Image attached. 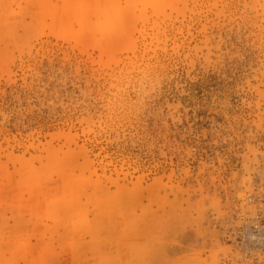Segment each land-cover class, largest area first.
<instances>
[{
  "label": "rangeland",
  "instance_id": "obj_1",
  "mask_svg": "<svg viewBox=\"0 0 264 264\" xmlns=\"http://www.w3.org/2000/svg\"><path fill=\"white\" fill-rule=\"evenodd\" d=\"M263 131L264 0H0V264H264L213 218Z\"/></svg>",
  "mask_w": 264,
  "mask_h": 264
},
{
  "label": "built area",
  "instance_id": "obj_2",
  "mask_svg": "<svg viewBox=\"0 0 264 264\" xmlns=\"http://www.w3.org/2000/svg\"><path fill=\"white\" fill-rule=\"evenodd\" d=\"M243 154L252 159L250 170L246 171L241 162V179L237 187L222 190L224 217L214 218V222L223 227L222 238L235 249L242 261L264 263V131L255 136ZM193 162L208 163L210 152L207 148L193 143L189 147ZM247 178V180H245ZM242 193V194H241Z\"/></svg>",
  "mask_w": 264,
  "mask_h": 264
}]
</instances>
